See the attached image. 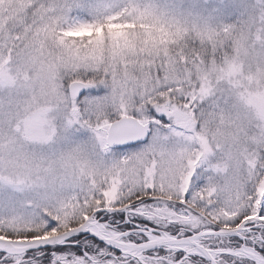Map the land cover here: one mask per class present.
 <instances>
[{
    "label": "rangeland",
    "instance_id": "1",
    "mask_svg": "<svg viewBox=\"0 0 264 264\" xmlns=\"http://www.w3.org/2000/svg\"><path fill=\"white\" fill-rule=\"evenodd\" d=\"M67 2L118 8L103 23L85 24L86 8L58 18L54 5L65 0H0V239L35 233L11 240L31 244L85 226L134 250L125 264H148L94 213L149 195L162 202L145 212L157 221L221 226L173 245L201 249V239L233 232L227 222L248 206L249 181L252 207L264 200V179L252 173L264 168V0ZM149 5L161 23L137 14ZM74 82L87 86V99L70 95ZM149 105L173 127L123 157L107 144L109 128L122 118L149 124ZM194 175L204 183L174 211L167 202H184ZM48 218L57 221L51 230ZM245 219L264 218L253 211Z\"/></svg>",
    "mask_w": 264,
    "mask_h": 264
},
{
    "label": "snow or ice",
    "instance_id": "2",
    "mask_svg": "<svg viewBox=\"0 0 264 264\" xmlns=\"http://www.w3.org/2000/svg\"><path fill=\"white\" fill-rule=\"evenodd\" d=\"M73 8L87 9L92 19L85 24L93 22L100 24L109 16L116 14L118 6H105L99 2L69 3L65 0L63 4L54 5L53 10L59 19L64 20ZM135 10L138 15L151 19L155 23H161L163 20L158 11L150 5L143 8L137 6ZM83 26L85 25L75 23L70 25L74 29ZM78 96H84L87 99L83 90ZM147 113L151 122L144 134L113 145L115 152L122 154L123 157L132 158L153 144V136L157 129L163 130L164 134L172 129V121L156 107L149 105ZM129 134L134 135L131 132ZM261 161L264 162V157H261ZM256 172L259 173L256 182L264 179V168L257 165L255 169H252V173ZM193 179L195 183L184 194V202L177 201L175 204L167 202L174 211L186 209L188 202L195 198V192L204 183L202 179L197 180L195 175ZM245 191L251 197L248 199V206L234 220L227 222L232 225L234 231L225 236H209L207 241L201 239L199 241L201 249L195 245L185 246L180 243L173 245L169 241H191L204 229L218 233L220 224L191 228L178 223L167 224L157 221L145 214L146 211L150 212L152 207L159 208L162 204L150 195L134 200L127 209L123 210L109 211L101 207L94 213V219L102 229L117 233L122 240L130 241L140 247L142 255L147 257L148 264H264V219H245L253 211L264 218V200L260 202L259 209L256 210L252 207L256 199L255 185L249 181ZM136 195L139 196V193ZM193 214L196 215L194 211ZM56 226L57 221L48 218L45 230H51ZM5 235L7 240L11 241L32 239L35 233L17 236L9 231ZM213 252L217 255H212ZM93 257L102 261V264H125L126 260L124 249L104 239L97 232L87 229L64 237L63 242L37 244L23 248L3 244L0 241V264H77V262L93 264ZM128 264H137V262L128 261Z\"/></svg>",
    "mask_w": 264,
    "mask_h": 264
},
{
    "label": "water",
    "instance_id": "3",
    "mask_svg": "<svg viewBox=\"0 0 264 264\" xmlns=\"http://www.w3.org/2000/svg\"><path fill=\"white\" fill-rule=\"evenodd\" d=\"M87 88L86 85L81 83H74L70 86V94L72 97H79L78 94L81 93L82 90ZM148 126L140 125L136 120L132 119H123L118 124L112 126L109 131L108 143L110 146H113L117 143H122L125 139H134L136 136H142L144 132L147 130ZM129 132L134 133V135H130ZM84 228V229H83ZM85 230V226L71 230L66 232L60 236L55 238H46L36 242L29 244L28 246H34L37 244H45L51 242H63V238L66 236H70L71 234ZM3 244H12L11 241L0 239ZM192 241V240H191ZM110 242V241H109ZM175 243L176 241H169ZM13 245V244H12ZM27 247V246H25ZM23 248V247H22ZM126 253V252H125Z\"/></svg>",
    "mask_w": 264,
    "mask_h": 264
},
{
    "label": "trees",
    "instance_id": "4",
    "mask_svg": "<svg viewBox=\"0 0 264 264\" xmlns=\"http://www.w3.org/2000/svg\"><path fill=\"white\" fill-rule=\"evenodd\" d=\"M105 24H106L107 28H111L112 22H106Z\"/></svg>",
    "mask_w": 264,
    "mask_h": 264
},
{
    "label": "bare ground",
    "instance_id": "5",
    "mask_svg": "<svg viewBox=\"0 0 264 264\" xmlns=\"http://www.w3.org/2000/svg\"><path fill=\"white\" fill-rule=\"evenodd\" d=\"M108 236H109L110 238L115 237V235H114V234H111V233H108Z\"/></svg>",
    "mask_w": 264,
    "mask_h": 264
},
{
    "label": "clouds",
    "instance_id": "6",
    "mask_svg": "<svg viewBox=\"0 0 264 264\" xmlns=\"http://www.w3.org/2000/svg\"><path fill=\"white\" fill-rule=\"evenodd\" d=\"M235 99V98H234Z\"/></svg>",
    "mask_w": 264,
    "mask_h": 264
}]
</instances>
